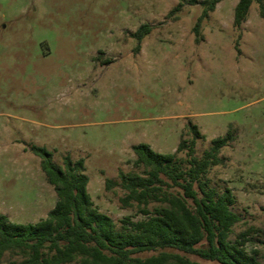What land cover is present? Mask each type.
Segmentation results:
<instances>
[{
    "label": "rangeland",
    "instance_id": "374dc122",
    "mask_svg": "<svg viewBox=\"0 0 264 264\" xmlns=\"http://www.w3.org/2000/svg\"><path fill=\"white\" fill-rule=\"evenodd\" d=\"M179 2L0 0V212L12 222L35 223L56 204L32 146L59 166L83 159L94 203L116 223L143 219L106 180L134 169L133 145L174 153L196 125L199 158L232 131L208 178L235 196L231 239L248 233L264 257V19L253 3L238 29L239 0H221L197 41L203 8L171 14Z\"/></svg>",
    "mask_w": 264,
    "mask_h": 264
},
{
    "label": "trees",
    "instance_id": "16d2710c",
    "mask_svg": "<svg viewBox=\"0 0 264 264\" xmlns=\"http://www.w3.org/2000/svg\"><path fill=\"white\" fill-rule=\"evenodd\" d=\"M219 2L180 0L171 14L185 3L199 4L203 11L194 26L199 41L202 21ZM253 3L264 19V0H239L234 27L247 20ZM150 31L145 24L133 37L140 45ZM190 131L191 139H181L174 153H158L145 143L133 145L134 169L121 171L119 182L106 180L107 190L120 186L124 191L122 208H135L144 216L136 221L127 216L119 224L94 203L83 159L66 155L59 166L47 148L32 146L56 204L35 223H15L0 212V264H264L259 251L248 250V233L231 239L240 222L232 210L235 196L229 187L219 192L208 178L222 163L221 150L234 140L232 131L212 139L201 158L196 145L205 136L196 125Z\"/></svg>",
    "mask_w": 264,
    "mask_h": 264
}]
</instances>
